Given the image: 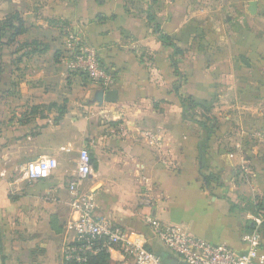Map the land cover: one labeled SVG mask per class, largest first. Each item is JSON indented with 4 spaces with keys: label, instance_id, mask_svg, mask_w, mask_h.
<instances>
[{
    "label": "crops",
    "instance_id": "0c3cea01",
    "mask_svg": "<svg viewBox=\"0 0 264 264\" xmlns=\"http://www.w3.org/2000/svg\"><path fill=\"white\" fill-rule=\"evenodd\" d=\"M67 30L114 72L110 89L67 71ZM111 90L116 103L101 97ZM180 97L200 107L185 112ZM83 148L97 218L159 255L175 256L147 218L244 252L264 209V0H0V264H70ZM44 157L58 168L28 179ZM262 239L264 253V228Z\"/></svg>",
    "mask_w": 264,
    "mask_h": 264
},
{
    "label": "built area",
    "instance_id": "2783aa9c",
    "mask_svg": "<svg viewBox=\"0 0 264 264\" xmlns=\"http://www.w3.org/2000/svg\"><path fill=\"white\" fill-rule=\"evenodd\" d=\"M62 63L69 73L81 76L89 85H97L106 90L114 84L115 78L107 72L97 51L85 43L75 32L67 30ZM146 137L160 146L157 134L148 130ZM76 177L69 182L72 195V210L76 214L68 223V230L73 232V240L64 247L67 263L87 264L89 255L102 251H118L132 258L134 264H163L159 254L152 252L142 238H131L120 226L107 219L95 216V200L91 194L82 192L81 185L92 172V160L87 148L79 152ZM58 168V161L44 157L27 164L26 176L30 180L49 178ZM252 220L256 228L244 238L246 250L238 252L226 244H213L186 232L182 227L170 226L153 218H147L156 239L187 264H264L261 252L264 228V209L259 210Z\"/></svg>",
    "mask_w": 264,
    "mask_h": 264
},
{
    "label": "trees",
    "instance_id": "16d2710c",
    "mask_svg": "<svg viewBox=\"0 0 264 264\" xmlns=\"http://www.w3.org/2000/svg\"><path fill=\"white\" fill-rule=\"evenodd\" d=\"M147 21L149 23L153 24L154 31H155V33H157V34L160 35L161 42H163L164 44L169 45V46L175 48L176 54H181L182 53V51L179 48H177V46L171 41V38H169L168 36H165V35L161 34L160 25L157 23V20H156V17H155L154 14L149 13L148 16H147ZM22 33H23V27H22V24H21V27L19 29H16L15 36L16 35H20ZM102 64L105 67V69L107 70V72H109L110 74H112L114 76V78H115L114 72L110 71L109 68L103 62H102ZM180 99L182 101V104H183V107H184V111L185 112L191 111V113L193 114L194 113V110L197 109L198 107H200L198 104H196L194 102H191V101L188 102L187 100H185V99H183L181 97H180ZM187 103L189 104L188 105V109H187ZM261 233H262V230H261ZM109 258H110L109 252L102 251V252H100L99 254H96V255H93V254L92 255H89L88 256V263L87 264H108Z\"/></svg>",
    "mask_w": 264,
    "mask_h": 264
},
{
    "label": "water",
    "instance_id": "95a60500",
    "mask_svg": "<svg viewBox=\"0 0 264 264\" xmlns=\"http://www.w3.org/2000/svg\"><path fill=\"white\" fill-rule=\"evenodd\" d=\"M250 6H251L250 12L256 13L257 3L252 2ZM118 95H119V92L116 90L108 91L107 93H105V96H104V93H101V97H103L105 101L109 103H116L118 100ZM160 256L162 258L163 264H187L184 261L178 259L177 257L171 254H161Z\"/></svg>",
    "mask_w": 264,
    "mask_h": 264
},
{
    "label": "rangeland",
    "instance_id": "374dc122",
    "mask_svg": "<svg viewBox=\"0 0 264 264\" xmlns=\"http://www.w3.org/2000/svg\"><path fill=\"white\" fill-rule=\"evenodd\" d=\"M68 76H69V73H68ZM77 77V76H76Z\"/></svg>",
    "mask_w": 264,
    "mask_h": 264
}]
</instances>
